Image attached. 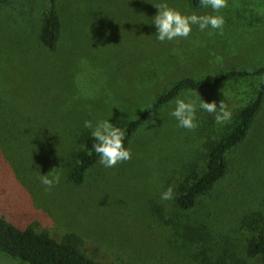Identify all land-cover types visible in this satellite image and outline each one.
<instances>
[{
	"label": "rangeland",
	"instance_id": "374dc122",
	"mask_svg": "<svg viewBox=\"0 0 264 264\" xmlns=\"http://www.w3.org/2000/svg\"><path fill=\"white\" fill-rule=\"evenodd\" d=\"M183 15H221L223 29L160 42L154 5ZM219 12L189 0H58L62 31L56 50L38 41L45 0H14L0 7V217L45 231L56 241L74 233L80 250L103 264H262L244 254L241 216L264 215V99L229 169L190 210L174 199L189 163H204L205 144L233 122L262 77L197 92L232 113L216 123L195 93L198 127L172 120L176 101L134 135L131 159L105 168L98 162L80 185L67 180L65 162L89 120L125 127L163 90L185 77L264 66V0H227ZM232 93V95L230 94ZM59 177L51 190L39 173ZM239 260V261H237ZM0 264H26L0 253Z\"/></svg>",
	"mask_w": 264,
	"mask_h": 264
},
{
	"label": "trees",
	"instance_id": "16d2710c",
	"mask_svg": "<svg viewBox=\"0 0 264 264\" xmlns=\"http://www.w3.org/2000/svg\"><path fill=\"white\" fill-rule=\"evenodd\" d=\"M13 1L0 0V7ZM45 2L46 10L40 18L38 41L44 49L53 52L61 36L62 22L58 0ZM189 4L191 8L200 7L199 0H189ZM253 76H264V66L252 71L230 69L207 74L199 79L185 77L177 80L156 95L139 116L127 121L125 148H129L140 128L152 122L159 112L182 95ZM230 94L232 95L231 92ZM263 99L264 79L259 82L250 98L237 106L234 120L226 130L205 144L204 163L188 164L175 188L174 203L177 208L184 211L194 208L225 176L229 169L228 156L246 140L262 108ZM172 121L178 124L177 120ZM91 133L92 130L87 129L79 135L77 147L70 152L65 162L67 180L74 185L82 184L89 170L100 159L92 147L95 141ZM239 225L245 232V256L250 259L258 258L264 264V215L259 211L246 212L241 216ZM80 244V237L74 233H67L60 241H56L45 231L15 226L0 217V253L26 264H103L84 255Z\"/></svg>",
	"mask_w": 264,
	"mask_h": 264
},
{
	"label": "clouds",
	"instance_id": "9594fccd",
	"mask_svg": "<svg viewBox=\"0 0 264 264\" xmlns=\"http://www.w3.org/2000/svg\"><path fill=\"white\" fill-rule=\"evenodd\" d=\"M199 5L204 8H211L214 12L228 6L227 0H199ZM158 9V14L153 18V23L157 29L156 38L160 42L166 40L171 41L176 38H187L192 31V25H198L201 31L209 26L213 29H223L225 19L221 15H183L180 11L170 7L167 3L154 5ZM200 99L199 107L208 113L215 114L216 123H224L229 121L232 113L227 109L223 101L217 103L215 101L209 103L201 99L199 94L195 93ZM171 115L178 121V126L194 130L198 127L196 120V104L194 101L186 102L183 99L176 100L175 110ZM85 128H92L91 133L94 138L92 145L95 153L99 156V163L105 168H113L118 163H122L131 159L130 149L125 148L124 140L127 135L126 127H117L109 122V120L99 121L95 127L91 121L84 122ZM50 172L46 175L39 173V179L46 190H51L55 183H58L59 177L50 179ZM162 200L174 199V189L169 186L165 192L161 194Z\"/></svg>",
	"mask_w": 264,
	"mask_h": 264
}]
</instances>
